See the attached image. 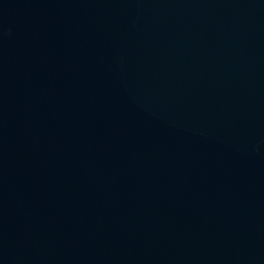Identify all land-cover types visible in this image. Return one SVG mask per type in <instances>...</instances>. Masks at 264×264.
Here are the masks:
<instances>
[{
  "label": "water",
  "instance_id": "obj_1",
  "mask_svg": "<svg viewBox=\"0 0 264 264\" xmlns=\"http://www.w3.org/2000/svg\"><path fill=\"white\" fill-rule=\"evenodd\" d=\"M0 264H264V0H0Z\"/></svg>",
  "mask_w": 264,
  "mask_h": 264
}]
</instances>
